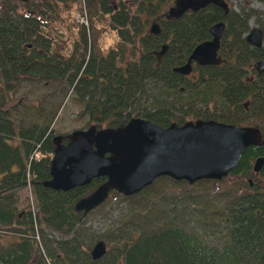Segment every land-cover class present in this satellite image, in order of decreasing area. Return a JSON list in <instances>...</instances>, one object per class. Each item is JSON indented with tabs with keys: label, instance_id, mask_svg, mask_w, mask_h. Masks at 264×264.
Masks as SVG:
<instances>
[{
	"label": "trees",
	"instance_id": "obj_1",
	"mask_svg": "<svg viewBox=\"0 0 264 264\" xmlns=\"http://www.w3.org/2000/svg\"><path fill=\"white\" fill-rule=\"evenodd\" d=\"M170 1L58 0L60 13L70 17L75 5L86 22L70 18L63 28L49 26L43 40L37 38L41 24L17 13L10 0L0 8V264H264L263 185L246 184L244 192H224L218 200L189 193L181 202L166 201L165 186L187 183L160 176L128 196L112 191L113 198L84 216L75 203L104 178L67 191L43 185L60 106L50 97L54 92L78 107L87 126L117 127L133 117L166 125L192 110L203 119L257 127L263 142L244 150L231 175L247 176L255 158L264 157V71L256 75L251 67L264 59V28L260 48L243 36L248 20L260 12L247 9L248 0H235L239 10L209 5L161 20L159 34L148 33L147 20ZM215 22L224 24L220 63L202 67L197 79L181 80L171 68L210 38ZM102 38L113 40L106 54ZM164 43L167 52L157 63L151 52ZM24 84H49L52 93L37 104L15 100ZM258 176L264 179V163ZM27 186L34 212L18 208ZM96 213L103 227L91 221ZM200 216L213 220L214 231L206 221L200 228ZM98 240L107 247L93 260L90 250Z\"/></svg>",
	"mask_w": 264,
	"mask_h": 264
},
{
	"label": "water",
	"instance_id": "obj_2",
	"mask_svg": "<svg viewBox=\"0 0 264 264\" xmlns=\"http://www.w3.org/2000/svg\"><path fill=\"white\" fill-rule=\"evenodd\" d=\"M207 5L226 9L223 0H175L167 14L179 16L187 10L197 11ZM212 38L194 46L187 61L172 69L188 74L191 61L199 65L220 63L216 52L223 31L218 22L209 29ZM150 33L158 32L151 24ZM245 40L254 48L262 46V34L253 28L245 34ZM29 46V45H27ZM166 46L162 45L160 56ZM264 68V59L256 62V71ZM257 127L237 126L214 120L173 123L162 127L140 117L130 118L115 128L90 126L73 130L67 142L59 135L52 138L53 151L49 163V178L45 187L67 191L88 184L92 179L105 178L86 197L74 205L84 215L101 204L110 191L128 196L150 185L159 176L184 180L188 184L201 179L220 180L238 163L241 154L250 145L262 143ZM264 157L255 158L252 171L257 173ZM106 251V244L98 240L90 250L91 259H99Z\"/></svg>",
	"mask_w": 264,
	"mask_h": 264
},
{
	"label": "rangeland",
	"instance_id": "obj_3",
	"mask_svg": "<svg viewBox=\"0 0 264 264\" xmlns=\"http://www.w3.org/2000/svg\"><path fill=\"white\" fill-rule=\"evenodd\" d=\"M31 1H34L35 3L38 2V0H31ZM171 1L169 2V4L171 3ZM224 1L228 4H230L232 9L239 10V7H240L239 2H236L235 0H224ZM169 4H167L165 6V8L162 12H164L168 8ZM35 5H37V4H35ZM74 6L75 5H72V8L70 9V12H69L70 17H67L65 14L60 13V11H59L60 5L58 3V16L56 15V17H55L56 19H54L52 21L51 14H50V17L47 19V23H48L47 25L52 26V27L57 29L58 27L63 28V26L67 23V21H70V18H73L75 21L80 22L81 19H83V18L81 17V15L78 14V12L76 10H74ZM32 7H34V6H32ZM245 7L247 9L257 10L258 12H260L259 15H257V16L253 15L248 20L249 30L253 29V28H258L262 32V28H264V26L261 27L260 23H264V4L258 2L257 0H248V2L245 4ZM26 11H27V8L24 7L23 4L18 3L17 8H16V12L19 14H23ZM153 17L154 16L150 17L147 20L146 29H148L150 21L152 20ZM69 34H70L69 32L66 33L67 37L69 36ZM112 35L113 34H111V36ZM72 38L75 39L76 38L75 35ZM70 41H71L70 42V45H71L72 39ZM100 41H102L103 45H104V43H106V45H108V44H111L113 40L112 39L106 40V38H105V39L100 40ZM67 43H68V39H66V45H67ZM57 46H58V44H57ZM59 46H61L60 43H59ZM64 50L65 51L67 50L66 47ZM44 85L45 86H43V85L32 86L30 84H24L22 86L21 90L18 92L15 100H17L18 97L20 96V100L23 102L27 101V100H33V102L35 104H37V102L39 101L41 96H43L47 93L48 94L52 93V92H49L51 90L50 85L49 84H44ZM31 89H32V93H27V91H29ZM54 93H52L50 97H53L52 98L53 102L60 103V106L58 105V114H57V117L54 119L53 124H52L53 132L55 135L58 134L61 137H66L68 139L71 131L86 128V126H87L86 118L81 116L80 114H78V107L75 104L70 103L68 100V97L63 98V100H62V98L58 94H56V93L54 94ZM248 178H249V176L247 177V176H243V175H239V174H237V175L228 174L225 177L221 178L220 180H217V181L214 180L213 183L205 185V186H201L200 184L194 182L191 184L187 183L186 185L171 184L169 187L165 186L163 189L165 191L166 201H170L171 197H173L174 200L181 202L180 201L181 197H183L189 193H196L200 196H203L207 193L211 197V200H218V199H221L223 197L222 194H224V192H227L231 195L234 193L238 194V193L244 192L246 190L245 187H246V184H247L246 182H247ZM252 180L260 183V181L263 179L256 175V176L252 177ZM244 183H245V185H244ZM20 195L21 196H20V202L18 204V208H24V209L27 208V209L33 210V205H35V202L31 196L30 190L28 188L22 189L20 191ZM29 195H30V197H29ZM114 196L115 195L112 193V194H109L108 198L109 197L113 198ZM213 196H216V197H213ZM24 197L26 198V200L24 199ZM208 206H209V204H208ZM94 216L95 217L93 219H91V221L94 223H98L100 227H103L104 223L101 219V215L96 213ZM207 218L208 217H202V216L199 217L200 228L205 229V223H208L209 226H207V229H212L214 231L215 228H214L213 220L212 219L206 220ZM9 238H10L9 240H12V237H9Z\"/></svg>",
	"mask_w": 264,
	"mask_h": 264
},
{
	"label": "flooded vegetation",
	"instance_id": "obj_4",
	"mask_svg": "<svg viewBox=\"0 0 264 264\" xmlns=\"http://www.w3.org/2000/svg\"><path fill=\"white\" fill-rule=\"evenodd\" d=\"M174 1L175 0H172L171 1V3L168 5V8L164 12H161L158 15H156L155 17L152 18V20L150 21V24L148 26V29H147L148 33H150L149 32V28H150L151 24H154V25L157 26L158 32H156V33H150V34H159L161 20L176 19V18H178L180 16L179 15V16L176 17V16H170V15L167 14L168 9L171 6L174 5ZM10 3L11 4H14V8L15 9L17 8L18 3L23 4L24 7L27 8V11L25 13L21 14V15H24L26 18L34 19V20L38 21L41 24L42 28H40V32L37 34V38H39V40L40 39L43 40V38L45 37L44 35L48 36V32L45 30V29L49 28V25H47L48 24L47 23V19L50 17V14H51L52 21L54 19H56L55 18L56 15L58 16V0H38L37 3H35L34 1H31V0H10ZM224 3L226 5V9H227V3L225 1H224ZM35 4H37V5H35ZM7 5H10L9 2H8V0H0V8H5ZM32 6H34V7H32ZM207 6H209V5H207ZM207 6H205V7H207ZM205 7H203V8H205ZM203 8H201V9H203ZM226 9H224V10L226 11ZM188 11H190V10H187L185 12H188ZM191 12H195V11H191ZM216 23H218V22H215V23L211 24L209 26V29H210V27L212 25H214ZM52 28L53 29H56L54 27H52ZM209 29H208V31H209ZM223 31H224V24H223ZM223 31H222V33H223ZM209 34H210V38L209 39H206V40H203V41H207V40H210L212 38V35H211L210 31H209ZM221 36H222V34H221ZM243 36H244V39H245V34ZM39 40H38V44H40V41ZM102 40H103V38H102ZM203 41H201V42H203ZM219 41H220V39H219ZM163 45H165L166 48H165L164 52L159 57L155 55V52L160 51L162 45H160L158 49L153 50L151 52V54H153L154 57H155V59L157 60V63L161 60V58H163V56L167 52V49H168L167 43H164ZM193 48L194 47H192V49ZM192 49H191V51H192ZM218 50H219V45H218V49H217V52H216L217 56L219 57ZM102 51H103L102 53L106 54V43H104V45L102 47ZM190 52L188 53V55L185 58V60L183 61V63H181L179 65H176V66H173L171 68V71H172L173 68L183 65L187 61V58H188ZM219 59H220V57H219ZM220 61H221V59H220ZM207 66H214V65L213 64L199 65L196 62L191 61V63H190V71L188 72V74H179L177 72H173V71L172 72L180 75L181 76V78H180L181 80L182 79L187 80V77L188 78H191V79H197V78L200 77V69L202 67H207ZM251 67L254 69L256 75H260L264 71V68H263V70L260 73H257V71H256V62ZM182 91H183V89L180 88V92H182ZM243 105H244L245 109H247V102L243 103ZM177 115H179V114H177ZM197 120H203L204 121V120H214V119H203L200 115L195 114L194 112H192V110H190L189 112H185V114H183L181 117L179 116L177 118L171 119L168 122V124H166V125H159V124L158 125L159 126H162V127H165V126H168L169 124L173 123V124H175L177 126H181V125H183L186 122L194 123ZM214 121L221 122V121H218V120H214ZM153 123H155V122H153ZM237 126H247V125H237ZM251 167H252V165H251ZM258 173H259V171L257 173L252 172V169H251V171H249V173L247 175V177L249 176V178L247 179V182H246L247 183V186L249 188H251L253 184H260L261 186L262 185L264 186V179L261 180L260 183L255 182V181L252 180V177H254L256 175L258 176ZM235 175H237V174H235Z\"/></svg>",
	"mask_w": 264,
	"mask_h": 264
},
{
	"label": "bare ground",
	"instance_id": "obj_5",
	"mask_svg": "<svg viewBox=\"0 0 264 264\" xmlns=\"http://www.w3.org/2000/svg\"><path fill=\"white\" fill-rule=\"evenodd\" d=\"M261 34H262V32H261Z\"/></svg>",
	"mask_w": 264,
	"mask_h": 264
},
{
	"label": "crops",
	"instance_id": "obj_6",
	"mask_svg": "<svg viewBox=\"0 0 264 264\" xmlns=\"http://www.w3.org/2000/svg\"><path fill=\"white\" fill-rule=\"evenodd\" d=\"M21 196V195H20Z\"/></svg>",
	"mask_w": 264,
	"mask_h": 264
}]
</instances>
